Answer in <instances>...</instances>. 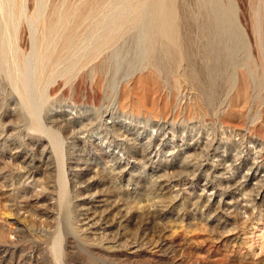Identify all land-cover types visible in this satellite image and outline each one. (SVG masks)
<instances>
[{
  "label": "rangeland",
  "instance_id": "1",
  "mask_svg": "<svg viewBox=\"0 0 264 264\" xmlns=\"http://www.w3.org/2000/svg\"><path fill=\"white\" fill-rule=\"evenodd\" d=\"M146 1L0 0V264H264V0H218L231 50L205 35L200 0H173L190 60L162 71L147 52L81 67L62 51L64 34L111 23L129 47ZM50 24L64 34L47 55ZM97 198L114 207L89 227Z\"/></svg>",
  "mask_w": 264,
  "mask_h": 264
},
{
  "label": "bare ground",
  "instance_id": "2",
  "mask_svg": "<svg viewBox=\"0 0 264 264\" xmlns=\"http://www.w3.org/2000/svg\"><path fill=\"white\" fill-rule=\"evenodd\" d=\"M147 3H145L146 7L149 9L150 11H147L149 18L151 19L149 21H145L144 18L143 20L139 23L138 25V37L133 40V42L131 43V45L129 47H125L124 46V36L126 33V25L125 24H109V25H94V26H87V27H82V26H78L75 33L76 34H72L68 33V34H64L63 29L59 26V25H51L48 27V41L45 47L46 53L45 54H49L51 49H52V45L55 41V39L57 37L60 36V29H62V33L64 34L63 36V49L64 50V54L67 55V53H69L72 50V53L74 55H76L75 57H77L78 62H80L81 67L82 66H88V64L93 63L94 61L100 59L102 57V55L104 54V52H106L107 50H111L112 55H114L115 59L117 60V62H119L122 58V55L124 53L125 50H130L132 52H135L136 54H140V53H151L152 55V60L154 61L155 67L158 70L163 69L166 65H165V61L169 60L171 63L173 62H179V61H183L187 58V52H186V48H188V43L187 41H185L184 39H182V37H180V35L178 34V24H175V21H177V11L174 7V1L173 0H147ZM202 2V5L205 9V12L210 15V23L208 24H204V29L206 31L207 38L211 37L213 39H217L218 38H226L228 40L229 46L233 47L235 44V35H236V31H235V27H234V23H233V16L232 15V7L231 5L224 6L222 4L219 3L218 0H200V3ZM142 5V4H141ZM201 5V6H202ZM135 6V5H134ZM140 6V5H139ZM139 9V8H138ZM142 8H140L141 10ZM144 9V8H143ZM142 11V10H141ZM146 11V10H145ZM137 12V10H136ZM135 13V12H134ZM62 16V15H61ZM137 16V15H136ZM122 17V16H121ZM141 17V15H140ZM67 18V17H66ZM59 20V19H58ZM154 20V21H153ZM117 22V21H116ZM3 23V22H2ZM126 23V22H125ZM136 24V23H135ZM138 24V23H137ZM63 25V24H62ZM67 25V24H66ZM202 26V25H201ZM7 26H5L6 28ZM66 28V27H65ZM67 29V28H66ZM65 29V31H66ZM5 30V29H4ZM203 31V30H201ZM200 31V32H201ZM204 31V32H205ZM239 31V30H238ZM237 31V33H238ZM6 34V33H5ZM181 34V33H180ZM59 35V36H58ZM4 36V34H3ZM2 36V31L0 29V61H4L5 59V50L6 46H5V40ZM203 36V35H202ZM7 37V36H6ZM9 37V36H8ZM31 37V36H30ZM44 37V36H43ZM206 37V36H205ZM35 38V37H34ZM33 38V39H34ZM242 38V37H241ZM10 39V38H9ZM60 39V38H59ZM206 43L207 42V39ZM224 40V39H222ZM43 41H45V39L43 38ZM42 41V42H43ZM60 41V40H59ZM237 41V40H236ZM7 42V40H6ZM10 42V41H9ZM13 42V41H12ZM205 42V41H204ZM213 42V41H212ZM86 43H88V45L90 46V48H87V46L85 45ZM191 43V42H190ZM201 43V42H200ZM215 43V42H213ZM218 43V42H217ZM239 43V42H238ZM9 44V43H8ZM80 44V45H79ZM84 44V45H82ZM128 44V43H127ZM204 44V43H203ZM216 44V43H215ZM82 45V46H81ZM207 45V44H206ZM211 45V44H209ZM208 45V46H209ZM240 45V44H239ZM238 45V46H239ZM88 46V47H89ZM203 46V45H201ZM207 46V48H208ZM217 46V45H216ZM237 46V45H235ZM237 46V48H238ZM10 47V46H8ZM204 48H206L205 46H203ZM56 48V47H55ZM213 48V47H212ZM210 49L211 54H216V51L218 49H216V51H214L213 49ZM221 48V47H220ZM227 48V47H226ZM224 47V49H226ZM222 49V48H221ZM204 50V49H203ZM208 50V49H205ZM229 50V49H227ZM231 50V48H230ZM238 50V49H237ZM59 51V50H58ZM61 51V52H62ZM194 51V50H193ZM202 51V50H200ZM233 51V49H232ZM235 51V50H234ZM126 52V51H125ZM189 52V51H188ZM221 52V51H220ZM38 53V52H37ZM54 53V52H52ZM60 53V52H59ZM222 53V52H221ZM218 54V53H217ZM223 54V53H222ZM226 54V53H225ZM228 54V52H227ZM231 54V53H230ZM42 55V53H41ZM45 55V56H47ZM204 55V54H203ZM209 55V54H207ZM44 56V55H42ZM40 57L41 59L44 57ZM212 57H214L213 55H211ZM218 56V55H217ZM216 56V57H217ZM223 56V55H222ZM228 56V55H227ZM236 56V55H235ZM193 57V56H191ZM207 57V56H205ZM211 57V58H212ZM224 57V56H223ZM229 57V56H228ZM231 57V56H230ZM49 58V57H48ZM52 58V56L50 57V59ZM134 57H132L133 59ZM211 61H213V59H211ZM232 58V57H231ZM126 59V58H125ZM124 59V60H125ZM146 59V58H145ZM217 59V58H216ZM223 60H225L224 58H222ZM221 59V60H222ZM49 60V59H47ZM52 60V59H51ZM50 60V61H51ZM111 60V59H110ZM149 60V59H148ZM187 60H190L187 58ZM186 60V61H187ZM215 60V59H214ZM232 60V59H231ZM61 61V59L59 60V57L57 59L56 64L59 63ZM49 62V61H48ZM116 62V61H115ZM228 62V61H227ZM232 62V61H231ZM114 63V62H113ZM210 63V62H209ZM207 63V64H209ZM214 63V62H213ZM223 63V62H222ZM220 63V64H222ZM130 64V63H129ZM128 64V65H129ZM138 64V63H137ZM212 64V63H211ZM219 64V65H220ZM1 65V64H0ZM121 65H123L121 63ZM125 65V64H124ZM149 65V64H148ZM165 65V66H164ZM213 65V64H212ZM223 65V64H222ZM231 65V64H230ZM103 66V65H102ZM105 66V65H104ZM113 66V65H112ZM115 66V65H114ZM117 66V65H116ZM140 66V65H139ZM150 66V65H149ZM221 66V65H220ZM43 67V66H42ZM122 67V66H121ZM132 67V65L130 66ZM209 67V65L207 66ZM206 67V69H207ZM213 67V66H211ZM210 67V68H211ZM219 67V66H218ZM126 68V67H125ZM215 68V65L213 67V70ZM218 69V68H217ZM220 69V67H219ZM87 70V69H86ZM117 70V69H116ZM127 70V69H126ZM211 70V69H210ZM212 70V71H213ZM72 71V70H71ZM154 71V69H153ZM162 71V70H161ZM220 71V70H219ZM74 72V71H73ZM121 72H122V68H121ZM217 72V71H216ZM210 73V71H208V74ZM213 73V72H212ZM215 73V72H214ZM212 75H215V74ZM125 74V73H124ZM151 74V73H150ZM219 74V73H218ZM119 75V74H118ZM210 75V74H209ZM208 75V76H209ZM145 76V75H144ZM153 76V75H152ZM211 76V75H210ZM96 77V76H95ZM104 78V77H103ZM149 78V77H148ZM212 78L216 79V75L213 76ZM148 80V79H147ZM153 80V79H152ZM213 80V79H212ZM96 81V80H94ZM214 81V80H213ZM141 82V81H140ZM148 82V81H147ZM151 82V81H150ZM148 82V83H150ZM210 82V81H209ZM69 83V82H68ZM144 83V82H143ZM70 84V83H69ZM96 84V83H95ZM112 84V83H111ZM131 84V83H130ZM135 84V85H134ZM145 84V83H144ZM136 86L137 84L135 82H132V86ZM117 86V85H116ZM139 86V85H138ZM208 86H211L208 84ZM94 87V86H93ZM126 87V86H125ZM149 87V86H148ZM116 88V87H115ZM140 88V86H139ZM142 88V87H141ZM143 88H145L143 86ZM135 89V88H133ZM153 89V87L151 88ZM208 89V88H207ZM206 89V91H207ZM145 90V89H144ZM143 90V91H144ZM148 90V89H147ZM135 91V90H133ZM140 91V90H139ZM142 91V92H143ZM146 91V90H145ZM144 91V92H145ZM244 91V90H243ZM150 92V91H148ZM212 92V91H211ZM210 92V93H211ZM124 93V92H123ZM122 93L121 97L124 96V94ZM154 93V91H153ZM209 93V94H210ZM121 94V93H120ZM134 94V93H133ZM244 94V93H243ZM132 95V94H131ZM138 95V94H137ZM149 95V93L147 94ZM157 95V94H156ZM212 95V94H211ZM150 96V95H149ZM153 96V95H151ZM210 96V95H209ZM212 97V96H211ZM148 98V97H147ZM150 98V97H149ZM155 98V97H154ZM243 98V97H242ZM153 99V98H152ZM161 99V98H159ZM124 100V99H123ZM149 100V99H148ZM122 101V100H121ZM126 101V100H124ZM130 101V100H129ZM136 101V100H135ZM143 101V100H142ZM134 102V101H133ZM132 102V103H133ZM137 102V101H136ZM135 102V103H136ZM157 102V101H156ZM124 103V102H123ZM134 103V104H135ZM144 103V102H143ZM153 103V102H151ZM138 104V103H137ZM141 104V103H140ZM149 104V102H148ZM166 104V103H164ZM242 104V103H241ZM119 105V104H118ZM154 105V104H153ZM167 105V104H166ZM230 105V104H229ZM146 106V105H145ZM168 106V105H167ZM157 107V106H156ZM160 107V106H159ZM152 108V106L150 107V109ZM135 109V108H134ZM166 108H164L165 110ZM169 109V108H168ZM167 109V110H168ZM180 109V108H179ZM158 110V109H157ZM136 111V110H135ZM151 112V111H150ZM167 112V111H166ZM175 112V111H174ZM153 113V112H152ZM160 113V111H159ZM164 113V112H163ZM146 114V113H145ZM105 116H111L110 113L105 112L104 113ZM151 116V115H150ZM159 116V115H158ZM164 117V116H163ZM162 119V118H161ZM166 119V118H165ZM160 121V120H158ZM160 123V122H159ZM161 123L164 126H169L170 124H168L167 119L163 120V122L161 121ZM158 124L161 125L162 124ZM172 123V121H171ZM113 125V124H112ZM173 125V124H172ZM113 126H111L112 128ZM116 128V127H115ZM168 134V133H167ZM122 135V134H121ZM120 135V136H121ZM166 138V137H165ZM128 139V138H127ZM108 141V140H106ZM122 142V141H121ZM119 145V144H118ZM121 145V144H120ZM132 146V145H131ZM263 151V150H262ZM17 152V151H16ZM149 152V151H148ZM257 152V151H256ZM13 154V153H12ZM169 154V151H168ZM217 154V153H216ZM260 154V153H259ZM258 154V155H259ZM257 156V155H256ZM255 156V157H256ZM261 156V155H260ZM144 157V156H143ZM217 158L219 156H216ZM16 159V158H15ZM260 159V158H259ZM216 160V158H215ZM264 160V159H263ZM22 161V159H21ZM219 161V159H218ZM217 162V161H216ZM215 162V163H216ZM122 161L117 159L115 160L114 165L116 167H120L122 165ZM30 164V162L28 163ZM210 164V163H209ZM34 165V164H33ZM204 165V164H203ZM211 165V164H210ZM222 164H216L213 165V172L215 174H221L222 172ZM255 166V165H254ZM33 167V166H32ZM205 167V166H204ZM127 168V167H126ZM129 168V167H128ZM212 168V167H211ZM257 168V167H256ZM119 169V168H118ZM123 169V168H122ZM206 169V168H205ZM123 172V171H122ZM210 172V171H209ZM120 173V172H119ZM156 173V172H155ZM259 173V169H255V171H252L251 173H246L248 174V181L251 179H254V177L258 176ZM130 174V173H129ZM81 176V175H80ZM214 176V175H213ZM220 176V175H219ZM175 179V178H174ZM211 178H209L210 180ZM215 179V178H214ZM221 179H224L221 176ZM228 179V178H225ZM89 180V179H88ZM86 180V182L88 181ZM92 180H94L92 178ZM110 180V179H109ZM132 180V179H131ZM91 181V178L90 180ZM173 181V180H172ZM176 181V180H175ZM244 181V180H242ZM241 181V182H242ZM246 181V180H245ZM256 181V180H255ZM136 182V181H135ZM170 182V181H169ZM209 182V181H208ZM211 182V181H210ZM214 182V181H213ZM230 182V181H229ZM91 182H88V185ZM216 183V182H215ZM214 184V183H213ZM239 184V183H238ZM237 184V185H238ZM217 185V184H216ZM234 185V184H233ZM236 186V185H235ZM240 187V186H239ZM238 187V188H239ZM87 188V187H86ZM1 190V189H0ZM214 190V189H213ZM184 191V190H183ZM200 191V190H199ZM210 191V186L204 182L203 184V189L201 191L200 197H205L208 192ZM221 192V191H220ZM238 192V189H237ZM184 193V192H183ZM188 193V192H186ZM222 193V192H221ZM217 194V193H216ZM8 195V194H7ZM41 196V195H40ZM178 197V196H177ZM207 197L210 198V201H213V199L215 197H213V193L210 192ZM206 197V198H207ZM31 198V197H30ZM105 199V198H104ZM104 199L101 198H97L93 203L92 207L89 208L93 217L94 216H98L99 217H104V216H108L111 212V210L113 209L112 207L114 206H108V204L106 203V201ZM111 199V198H110ZM32 200V199H31ZM178 200V198H177ZM40 201V200H39ZM38 201V202H39ZM93 201V200H92ZM179 201V200H178ZM228 201V200H227ZM230 201V200H229ZM37 202V201H36ZM175 202V201H174ZM116 203V202H115ZM172 203V202H171ZM228 206L231 205V202H225ZM146 208V207H145ZM89 209L88 212H83L84 216L87 215L89 213ZM228 209V208H227ZM121 210V209H120ZM119 211V210H118ZM114 212V211H113ZM124 212V211H121ZM128 212V211H126ZM81 214V213H80ZM112 214V213H111ZM124 214V213H123ZM90 216V215H89ZM112 216V215H110ZM128 216V215H127ZM92 218H87V223H89V227H95L93 221L95 220ZM124 217V216H123ZM127 218V217H126ZM97 220V219H96ZM124 220V219H123ZM84 221V220H83ZM111 221V219H110ZM117 221V219H116ZM82 222V221H81ZM101 222V221H100ZM102 223V222H101ZM86 224V223H85ZM83 225V224H82ZM100 226V225H99ZM83 229V228H82ZM102 230V229H101ZM84 232V231H83ZM96 232V231H95ZM98 232V231H97ZM89 233V232H87ZM101 233V232H100ZM99 233V235H100ZM97 234V233H96ZM229 234V233H228ZM227 234V235H228ZM87 235V234H86ZM226 236V235H225ZM227 240V239H226ZM105 250V249H104ZM134 251V250H133ZM132 254V253H131Z\"/></svg>",
  "mask_w": 264,
  "mask_h": 264
}]
</instances>
